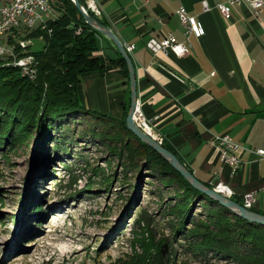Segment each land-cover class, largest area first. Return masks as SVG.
Masks as SVG:
<instances>
[{"label": "crops", "instance_id": "crops-1", "mask_svg": "<svg viewBox=\"0 0 264 264\" xmlns=\"http://www.w3.org/2000/svg\"><path fill=\"white\" fill-rule=\"evenodd\" d=\"M12 0H0V6ZM56 2V0H52ZM212 10L205 11L203 2ZM228 0H98L102 21L125 45H134L138 107L163 142L203 183L222 181L242 200L255 193L252 210L264 215V8L256 15L247 4L232 7L227 20L216 9ZM185 9L205 33L188 32L178 16ZM172 34L189 54L170 52L154 56L146 47L151 38ZM103 72L85 77L80 96L93 110L115 118L123 116L129 82L113 43L97 37ZM230 135L242 148L236 171L220 160L213 141Z\"/></svg>", "mask_w": 264, "mask_h": 264}, {"label": "rangeland", "instance_id": "rangeland-1", "mask_svg": "<svg viewBox=\"0 0 264 264\" xmlns=\"http://www.w3.org/2000/svg\"><path fill=\"white\" fill-rule=\"evenodd\" d=\"M14 29L29 28L15 26L0 38L13 59L16 47L6 42ZM94 36L98 43L103 35ZM31 41L33 50L44 47L42 39ZM3 108L5 127L22 133L24 125H15L18 118ZM56 126L41 143V156L34 141L0 150V264H143L159 254L175 264H201L184 234L194 229L192 218L206 223L201 213L208 215L207 202L198 206L193 198L183 205L167 180L149 176L144 164L137 168L141 160L124 151L119 135L103 143L96 119L75 115Z\"/></svg>", "mask_w": 264, "mask_h": 264}, {"label": "trees", "instance_id": "trees-1", "mask_svg": "<svg viewBox=\"0 0 264 264\" xmlns=\"http://www.w3.org/2000/svg\"><path fill=\"white\" fill-rule=\"evenodd\" d=\"M80 1L85 5V0ZM52 7L59 16L50 18L46 22L45 29L42 26L22 32L20 29H14L13 36L10 35L6 42L14 44L18 58L29 55L36 58L38 69L35 77L24 73L25 76L20 67L13 64L12 56H0V110L2 111L6 105L10 108L11 117L18 118L14 124L24 125L23 132L17 134L15 130L5 127V121H1L0 115V150L18 146L30 147L34 141L35 154L39 153L41 156L45 149L41 143L51 136L52 130L57 127L59 121L75 115L90 116L101 124L105 135L101 140L103 143L115 139L112 135H119L124 141L126 149L124 151L131 154L133 158L141 160L142 163L140 166L136 165L137 168L141 170L144 164L149 176L161 177V181L167 180L170 186L181 193L182 197L179 200L183 201V205H187L193 198L196 199L195 204L198 206L202 202L208 203L206 209L208 215L201 213L206 223L192 218L191 224L194 229L184 234L189 241L188 251L195 259L201 264L215 261L225 264H264L263 225L248 222L201 194L161 155L142 143L127 128L126 118L131 104L130 77L127 63L117 49L119 58L112 62L121 68L122 74L129 82L128 97L123 105V116L115 118L93 110L85 104L80 96L81 83L85 77L101 73L106 68L105 59L95 54L98 53L94 36L97 32L87 24L72 0L52 1ZM99 21L107 26L102 20ZM78 27L83 30L80 34H77ZM32 39H42L44 47L33 50V45L26 49L29 52H25L19 42ZM94 138L96 139V136ZM162 145L177 155L170 145L165 142ZM25 196L22 199L24 210H26V198L29 195ZM236 201L241 203L240 200ZM36 211L37 207L32 210V215ZM143 264L175 263L171 258L165 260L159 254L147 262L144 261Z\"/></svg>", "mask_w": 264, "mask_h": 264}, {"label": "built area", "instance_id": "built-area-1", "mask_svg": "<svg viewBox=\"0 0 264 264\" xmlns=\"http://www.w3.org/2000/svg\"><path fill=\"white\" fill-rule=\"evenodd\" d=\"M247 4L251 7L256 15H259L261 9L264 8V0H228L226 3H221L216 5L222 15L227 19H231L232 7L235 5ZM204 10L210 11L212 7L205 1L203 2ZM86 9L93 14L97 19L101 20L103 13L99 5L98 0H85ZM52 0H13L11 3L5 6H0V38L4 34H7L15 26H25L29 29H34L42 26L43 29L46 28V22L52 18ZM178 16L181 23L188 28L189 34L192 33L196 37L200 38L204 35L205 30L202 24L197 20L196 17H191L187 14L185 9H180L178 11ZM1 41V39H0ZM20 45L23 48L33 46V42L22 41ZM147 49L154 55L157 56L162 52H170L178 57H183L189 54V49L184 42L177 40L172 34L162 38H151L146 43ZM127 52L132 54L135 49L134 45L125 46ZM13 54L9 48L0 44V56H6ZM15 62H20L30 73L31 77H35V65L36 59L34 56H25L18 58L15 55ZM135 120L138 127L145 133L152 135L155 139L162 142V137L157 134L151 121L140 111L137 107ZM214 145L217 147L220 153V160L230 166L233 171H236L243 164L241 159L238 157V151L242 148L240 145L235 143L230 135H222L216 137L213 141ZM260 158L264 159V149H257L254 151ZM214 191H218L219 194L233 198V189L222 181L212 185ZM255 193H247L243 196L241 204L252 209L255 203Z\"/></svg>", "mask_w": 264, "mask_h": 264}, {"label": "water", "instance_id": "water-1", "mask_svg": "<svg viewBox=\"0 0 264 264\" xmlns=\"http://www.w3.org/2000/svg\"><path fill=\"white\" fill-rule=\"evenodd\" d=\"M78 11L81 13L87 24L95 30L97 33L103 35L109 39L116 47L121 56L125 59L129 77H130V93H131V104L129 112L126 118L127 128L144 144L155 150L161 155L178 173H180L186 181L201 194L211 199L229 210L236 216L242 219L263 225L264 226V215L244 207L241 203L237 202L233 198L225 197L214 191L213 187H210L200 181L194 173L179 159L177 155L166 149L160 141L155 139L152 135L145 133L141 130L135 120V115L138 107V83L136 67L131 54H129L125 48V45L120 41L114 31L95 18L87 9L86 6L81 3L80 0H72ZM212 186V185H211Z\"/></svg>", "mask_w": 264, "mask_h": 264}, {"label": "bare ground", "instance_id": "bare-ground-1", "mask_svg": "<svg viewBox=\"0 0 264 264\" xmlns=\"http://www.w3.org/2000/svg\"><path fill=\"white\" fill-rule=\"evenodd\" d=\"M14 63V65H16V66H19V67H23L24 69H23V71H24V73L26 74V75H29V76H31L30 75V73L26 70V68L22 65V63H20V62H13ZM216 192V191H215ZM217 193H219L218 191H217Z\"/></svg>", "mask_w": 264, "mask_h": 264}]
</instances>
